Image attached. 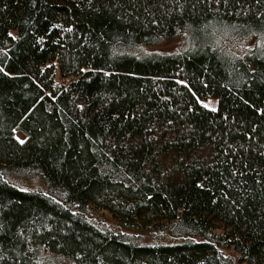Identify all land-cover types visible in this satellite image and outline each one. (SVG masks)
Listing matches in <instances>:
<instances>
[{
	"label": "trees",
	"instance_id": "16d2710c",
	"mask_svg": "<svg viewBox=\"0 0 264 264\" xmlns=\"http://www.w3.org/2000/svg\"><path fill=\"white\" fill-rule=\"evenodd\" d=\"M0 264H264V0H0Z\"/></svg>",
	"mask_w": 264,
	"mask_h": 264
},
{
	"label": "rangeland",
	"instance_id": "374dc122",
	"mask_svg": "<svg viewBox=\"0 0 264 264\" xmlns=\"http://www.w3.org/2000/svg\"><path fill=\"white\" fill-rule=\"evenodd\" d=\"M186 40V34L181 33L176 38L168 41H162L160 43L154 45L143 46L139 48L136 52L137 54H145L149 52H160V53H175L180 51L184 45ZM204 104L208 108H216L217 102L214 100H208L204 102ZM20 127H16L15 135L20 141H24L26 139V134H24ZM13 184L18 185L20 187L30 189V190H47V184L43 180L40 175L33 174H22L11 178ZM95 218L97 220H102L112 226L115 230H122L121 225L106 211H100L95 214ZM150 240L147 238L146 241Z\"/></svg>",
	"mask_w": 264,
	"mask_h": 264
},
{
	"label": "water",
	"instance_id": "95a60500",
	"mask_svg": "<svg viewBox=\"0 0 264 264\" xmlns=\"http://www.w3.org/2000/svg\"><path fill=\"white\" fill-rule=\"evenodd\" d=\"M19 189H21V190H26V188H23V187H19V186H17Z\"/></svg>",
	"mask_w": 264,
	"mask_h": 264
}]
</instances>
